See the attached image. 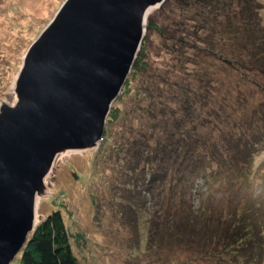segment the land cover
I'll return each instance as SVG.
<instances>
[{
    "label": "trees",
    "instance_id": "1",
    "mask_svg": "<svg viewBox=\"0 0 264 264\" xmlns=\"http://www.w3.org/2000/svg\"><path fill=\"white\" fill-rule=\"evenodd\" d=\"M261 6L256 0H164L147 15L143 40L126 86L117 97L124 103L127 94L132 101L136 96L142 97L141 94L148 95L144 101L130 105L131 111L138 115L144 136L155 139L153 147L149 148L152 150L143 155L142 165L146 171L141 184L148 190L159 187L165 194L161 205L146 214V246L160 242V246L176 253H179L178 246L190 247V251L202 252L201 259L209 256L219 264L264 263V229L257 220L259 213L243 199L229 212L207 208L198 214L195 212L196 217H187L189 212L183 208L172 212L167 206L171 198L179 196V210L186 201L185 193L178 189L186 181L180 176L183 181L178 185L179 175L187 172V182L196 176L207 181L228 177L230 188L236 185L235 177L247 174V164L264 146V100L255 101L253 109L246 110L245 92L242 88H232L239 84L264 88ZM153 33L160 36L158 45L174 55L167 61L174 69L167 71L166 77H160L161 67L149 58ZM185 64L188 65L186 72ZM148 65L153 72L150 76L147 75ZM139 80L141 84H137ZM153 84L166 90L165 97L156 93ZM112 107L106 117L107 124L124 115L118 111V105ZM238 108L244 111L237 113ZM196 118L201 119L204 127L193 135L192 127L186 129L185 126ZM229 119L237 132L227 128L225 121ZM214 124L218 127L216 131L211 130ZM169 131L177 140L175 147H169L166 139H162ZM109 132L107 126L102 139L103 144L109 142L110 146L102 145L98 152L107 153V149L109 155L119 154V144L126 142L114 137L115 141L110 143L112 133ZM217 139L235 147L241 145L242 149L238 155L225 156L224 151L217 148ZM136 157L140 162L141 157ZM73 233L60 208L53 209L40 218L28 235L15 264H82L73 247ZM171 239L173 243L176 241L175 245L170 243ZM189 260L186 261L189 264L197 263L196 258ZM171 262L185 264L177 260Z\"/></svg>",
    "mask_w": 264,
    "mask_h": 264
},
{
    "label": "rangeland",
    "instance_id": "2",
    "mask_svg": "<svg viewBox=\"0 0 264 264\" xmlns=\"http://www.w3.org/2000/svg\"><path fill=\"white\" fill-rule=\"evenodd\" d=\"M62 1L0 0V102L14 100L11 94L13 81L21 65L23 54L52 18ZM256 1L262 5L259 13L264 23V0ZM150 37L149 58L154 61L153 64L161 67L160 77H166L165 75L169 74L167 71L174 67L172 64L169 66L167 61H171L169 59H173L174 55L168 53L163 45H158L161 41L158 33H153ZM147 68V75L150 76L153 72L149 70V65ZM187 68L188 65L185 64L183 68L185 72ZM186 74H190V71ZM137 84H141L140 80ZM153 86L157 88L156 93L165 97L166 90L162 88V91L154 84ZM249 86L246 84L232 86L233 89L242 88L245 92L246 110L253 109L255 101L264 100V88ZM140 96L142 97L136 96L132 101L127 94L124 103L123 100L116 99L112 106L118 105V111L124 115L112 124L105 123V128L108 126L109 133H112L110 143L115 141L114 137L126 142L119 144L121 146L119 154L109 155L107 149H105L107 153H99L102 145L110 146L109 142L103 144L105 141L101 139L96 147L71 150L58 155L50 174L45 178L49 193L38 199L37 217L60 208L68 228L71 233L74 232L73 247L82 264H171L173 260L189 264L186 261L195 258L196 264H219L210 260L209 256L201 259L202 252L190 251V247L178 246L176 249L179 253H176L172 249H167L168 247L160 246V242L154 246L148 244L146 246V214L161 205L165 193L160 191L159 187L148 190L141 184V177L146 171L145 166L142 165L145 162L143 155L149 154V150H152L149 148L153 147L155 139H147L144 136L139 128L141 122L138 121V115L131 111L134 103L144 101L148 97L142 94ZM131 103L133 104L130 107ZM206 109L205 107L202 113H205ZM236 111L238 113L244 109L238 108ZM232 123L231 119L229 122L225 121L228 129L237 132L235 126H231ZM202 124L201 119L196 118L185 128L192 127V134L196 135L197 131L204 127ZM212 127L211 130H218L217 125L214 124ZM164 134L166 137L161 134L162 139H166L169 147H175L177 142L175 135L173 136L170 131ZM140 141L143 142L142 145ZM215 141L218 144L217 148L224 151L225 156H231L233 153L238 155L242 149L241 145L235 147L219 139ZM136 156L141 157L140 162L136 160ZM239 178L242 179L236 182ZM186 179L187 172L179 175L178 185L181 181L184 185L178 186V189L185 193L186 201L178 210L179 196L171 198L167 206L172 212H180L183 208L189 212L187 217L195 216V212L198 214L207 208L229 212L228 210L238 206V202L243 199L257 210L259 213L257 220L264 229V146L253 155L249 165L247 164V174L235 177L236 185L230 188L228 177L224 176L214 178L212 181L198 176L190 178L188 182ZM170 243L175 245L176 241L173 243L171 239ZM157 260L163 263H157L159 262ZM16 261L17 259H14L11 264H15Z\"/></svg>",
    "mask_w": 264,
    "mask_h": 264
},
{
    "label": "water",
    "instance_id": "3",
    "mask_svg": "<svg viewBox=\"0 0 264 264\" xmlns=\"http://www.w3.org/2000/svg\"><path fill=\"white\" fill-rule=\"evenodd\" d=\"M163 1L63 0L25 50L14 100L0 102V264H11L36 228L37 197L49 193L58 155L102 139L146 17Z\"/></svg>",
    "mask_w": 264,
    "mask_h": 264
},
{
    "label": "bare ground",
    "instance_id": "4",
    "mask_svg": "<svg viewBox=\"0 0 264 264\" xmlns=\"http://www.w3.org/2000/svg\"><path fill=\"white\" fill-rule=\"evenodd\" d=\"M151 10H152V9H151ZM42 197H44V195H42V196H38L37 199H38V198H42ZM37 199H36V200H37ZM37 202H38V201H36V203H37ZM36 210H37V208H36Z\"/></svg>",
    "mask_w": 264,
    "mask_h": 264
},
{
    "label": "clouds",
    "instance_id": "5",
    "mask_svg": "<svg viewBox=\"0 0 264 264\" xmlns=\"http://www.w3.org/2000/svg\"><path fill=\"white\" fill-rule=\"evenodd\" d=\"M36 215H37V210H36ZM41 217H42V216H41ZM41 217H39V220H40ZM39 220H38V221H39ZM19 253H20V252H19ZM19 253H18V254H19ZM17 256H18V255H17ZM16 259H17V257H16Z\"/></svg>",
    "mask_w": 264,
    "mask_h": 264
}]
</instances>
